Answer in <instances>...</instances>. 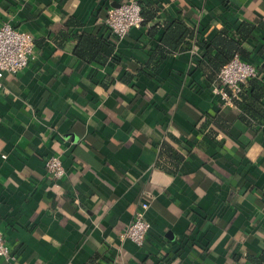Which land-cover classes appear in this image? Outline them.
<instances>
[{
  "label": "crops",
  "instance_id": "1",
  "mask_svg": "<svg viewBox=\"0 0 264 264\" xmlns=\"http://www.w3.org/2000/svg\"><path fill=\"white\" fill-rule=\"evenodd\" d=\"M122 1L0 0V24L33 38L27 65L1 77L0 235L12 258L0 264H251L243 256L264 248V94L223 106L198 58L222 27L252 22L240 58L264 78V0H143L200 43L155 73L138 63L161 19L117 40L103 17ZM83 34L113 45L104 64L75 54ZM218 111L215 131L205 118ZM50 154L58 179L43 168ZM143 201L138 247L118 235Z\"/></svg>",
  "mask_w": 264,
  "mask_h": 264
},
{
  "label": "trees",
  "instance_id": "2",
  "mask_svg": "<svg viewBox=\"0 0 264 264\" xmlns=\"http://www.w3.org/2000/svg\"><path fill=\"white\" fill-rule=\"evenodd\" d=\"M136 2L140 8V15L143 17L142 24L144 26L156 19H161L158 23L147 29V39H152L158 30L162 31L156 46L149 50L148 57L144 63H138V71H142V68L146 67L147 70L155 73L164 60L182 51V44L184 42L192 40L195 47L200 44L196 39L195 30L188 27L184 22L166 20L162 18L159 7L146 3L143 0H137ZM254 29L255 25L252 22L242 20L235 28L229 29L225 26L222 27L211 39L209 44L204 43V51L198 58V66L202 70L204 80L208 85H215L217 82L216 74L232 55L237 54L239 57L243 58L249 56L250 52L243 47V43L253 38L251 33ZM113 51V45H110L106 41L97 40L94 38V35L91 34L81 35L74 49L77 56L80 57L82 54H87L90 61L100 64H104L107 57H109ZM131 77V74L126 73L122 80L126 82ZM263 94L264 78L263 74L260 73L250 77L247 82L241 86L240 91L233 98V102L241 104L245 102L248 97L258 102ZM249 109L250 106L246 104V111ZM246 111L240 115V118H248ZM211 117L212 119L210 118V120L205 118V121L210 123L211 129H215V131L223 130L226 126V119L224 116L218 111L212 114ZM161 149L162 152L171 150L169 145L165 143L161 145ZM243 257L251 264H264V248L258 255L246 254ZM243 257L233 256V259L238 263L241 262Z\"/></svg>",
  "mask_w": 264,
  "mask_h": 264
},
{
  "label": "built area",
  "instance_id": "3",
  "mask_svg": "<svg viewBox=\"0 0 264 264\" xmlns=\"http://www.w3.org/2000/svg\"><path fill=\"white\" fill-rule=\"evenodd\" d=\"M142 22L143 17L135 0H124L107 8L103 17L105 27L117 40L122 39L130 29L138 28ZM32 50L33 38L28 32L15 29L8 22L0 24V87L3 73L15 74L22 70L31 58ZM257 74L258 71L252 64L234 54L216 74L217 82L212 90L219 95L223 106H231L241 86ZM43 168L54 179L62 177L65 171L60 158L53 154L44 159ZM148 206L146 201L139 204V209L133 213L131 221L118 235L120 240H129L138 247L144 244L150 227L145 217ZM0 258H12L1 235Z\"/></svg>",
  "mask_w": 264,
  "mask_h": 264
},
{
  "label": "water",
  "instance_id": "4",
  "mask_svg": "<svg viewBox=\"0 0 264 264\" xmlns=\"http://www.w3.org/2000/svg\"><path fill=\"white\" fill-rule=\"evenodd\" d=\"M117 5V4H116ZM116 5H114V6H116Z\"/></svg>",
  "mask_w": 264,
  "mask_h": 264
}]
</instances>
